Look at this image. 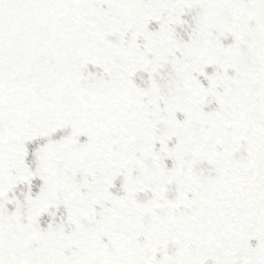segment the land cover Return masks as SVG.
<instances>
[{
  "label": "water",
  "instance_id": "water-1",
  "mask_svg": "<svg viewBox=\"0 0 264 264\" xmlns=\"http://www.w3.org/2000/svg\"><path fill=\"white\" fill-rule=\"evenodd\" d=\"M0 264H264V0H0Z\"/></svg>",
  "mask_w": 264,
  "mask_h": 264
}]
</instances>
